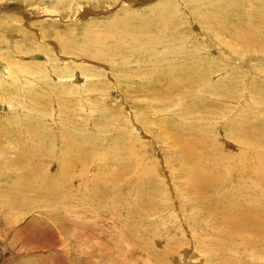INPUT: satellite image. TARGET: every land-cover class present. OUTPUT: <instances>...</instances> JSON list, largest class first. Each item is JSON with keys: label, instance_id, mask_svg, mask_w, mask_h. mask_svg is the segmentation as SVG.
Returning a JSON list of instances; mask_svg holds the SVG:
<instances>
[{"label": "rangeland", "instance_id": "1", "mask_svg": "<svg viewBox=\"0 0 264 264\" xmlns=\"http://www.w3.org/2000/svg\"><path fill=\"white\" fill-rule=\"evenodd\" d=\"M24 1L0 0V220L18 219L6 239L0 235V264H264V0H168L178 18L167 34L145 50L106 39L118 54L103 41L69 54L55 37L81 36L89 24L102 31L99 21L128 9L96 15V0H59L56 8V0ZM134 1L148 15L160 3ZM21 42L27 47L19 52ZM25 138L35 143L21 153ZM64 139L81 162L65 192L47 193L36 176L32 189L16 191L29 167L50 166L45 179L58 177L46 156L67 154ZM188 146L205 147L206 156L192 162ZM41 152L40 161L20 162ZM12 191L18 205L4 209ZM130 248L138 254L130 257Z\"/></svg>", "mask_w": 264, "mask_h": 264}, {"label": "bare ground", "instance_id": "2", "mask_svg": "<svg viewBox=\"0 0 264 264\" xmlns=\"http://www.w3.org/2000/svg\"><path fill=\"white\" fill-rule=\"evenodd\" d=\"M26 1V0H25ZM24 1V2H25ZM50 1V0H49ZM56 1H58V2H56V3H58V4H56L55 5V8L57 7V5H61L60 3L61 2H59V0H56ZM69 2L70 0H62V4H64L65 2ZM86 1V0H85ZM84 1V2H85ZM137 1V0H136ZM143 1V0H142ZM145 1V0H144ZM155 1H158V7H157V9H155V11L153 12V14L151 15V14H149L148 15V12H150V10H147L146 8V10L145 9H141L140 7H142L143 5H140V7H139V5L138 4H135V1L134 0H126V1H124V0H96L95 1V3L97 4V7L95 8V9H91V11L90 12H92L93 14H96V15H98V14H103L104 12H105V10H107L108 8L110 9V11H107V14H109L112 10H113V12L114 11H117V10H120V9H122V8H125V9H128V13H124V14H122L120 17H115V18H112L111 20H109V21H106V22H102L101 23V21H97L98 22V24L103 28V30L102 31H94V29L91 27V24H89L90 26H86L84 29H83V31H82V35L81 36H78L77 34H75V33H73V32H71V31H69L68 33H66L65 32V35H63L61 38H59V37H55L56 38V41L59 43V45H58V48H57V50H59V46H60V50L59 51H61V49H67L66 51H67V53H69L70 54V52L68 51V50H70L71 52H75L76 50H80V48L82 47V48H84L85 49V51L84 52H86L87 50H86V48L85 47H88V46H90V45H97V43H99V42H101V41H103L104 43H102V45H104V46H102V47H104V48H106L107 49V51H110V53H112V54H118V53H122V51L119 49V45H117L116 44V42L113 44H111V42H108L109 40H112L113 38H115L114 40H116V39H123V38H125V40L129 43H132V44H137L138 45V47H141V48H143L144 50L145 49H152L153 48V46H151L152 44H153V40L155 39V38H159V39H161V38H163V35H165V34H167V32H168V30L171 28V26L172 25H174V23L176 22V20H177V16H178V12H174V8H175V4L173 3V2H170V1H168V0H166V1H168V2H164V1H162V0H155ZM187 1H189V2H198V3H202L203 4V0H187ZM22 2V4H24L23 3V1H21ZM92 2V1H91ZM94 2V1H93ZM152 2V1H151ZM36 3H39V2H36ZM137 3H139V2H137ZM94 4V3H93ZM143 4H144V2H143ZM154 4V3H153ZM153 4H152V6H153ZM240 4V3H239ZM81 5V4H80ZM148 5V4H147ZM146 5V6H147ZM156 6V5H155ZM33 7V6H32ZM39 7V6H38ZM42 7V6H41ZM75 7V6H74ZM86 7V6H85ZM148 8H149V5L147 6ZM69 8V7H68ZM153 8V7H152ZM28 9V8H27ZM31 9V8H30ZM80 9V8H79ZM108 9V10H109ZM150 9V8H149ZM123 10V9H122ZM153 10H154V8H153ZM152 11V10H151ZM54 12H56V11H54ZM119 12V11H118ZM29 13V12H28ZM75 13V12H74ZM152 13V12H151ZM115 14V13H114ZM104 15H106V14H104ZM151 15V16H150ZM91 16H93V15H91ZM108 16V15H107ZM110 16V15H109ZM81 17V16H80ZM85 17H87V16H85ZM97 17V16H96ZM179 18H180V16H179ZM59 19V18H58ZM90 19V18H89ZM95 19V18H94ZM63 20V19H62ZM91 20V19H90ZM86 21V20H85ZM94 21V20H93ZM63 22V21H62ZM87 22V21H86ZM91 23V22H90ZM93 25V24H92ZM97 26V25H96ZM98 27V26H97ZM173 27V26H172ZM152 31H154L156 34H158V35H156L153 39H150V40H148L145 36H146V34L147 33H150V32H152ZM153 33V32H152ZM37 34V33H36ZM169 34V33H168ZM149 35V34H148ZM261 35V34H260ZM3 36V35H2ZM81 39H83V43H84V45L81 43ZM106 39H108V41H106ZM117 41V40H116ZM220 41V40H219ZM107 42V43H106ZM126 42V43H127ZM2 43V42H1ZM55 43V42H54ZM162 43V42H161ZM160 43V44H161ZM29 45V44H28ZM48 45V44H47ZM125 44H122V47L125 49V50H128L127 48H126V46H124ZM109 46V47H108ZM162 46V45H161ZM24 47H27V45H26V43H24V42H21V44H20V46H18V47H16V49H17V51L19 50V52H22L23 51V48ZM155 47H158V46H155ZM163 47V46H162ZM161 47V48H162ZM111 48V49H110ZM132 48V47H131ZM36 49H38V47L36 48ZM156 49V48H155ZM181 49V48H180ZM27 50V49H26ZM55 50V49H54ZM56 50V51H57ZM129 50H130V48H129ZM157 50V49H156ZM162 50V49H161ZM25 51V50H24ZM43 51V50H42ZM158 51V50H157ZM164 51H167V50H164ZM62 52H65V51H62ZM80 52V51H79ZM141 52H143L142 50H141ZM140 52V53H141ZM163 52V51H162ZM25 53H29V54H32V55H34V52L33 51H28L27 50V52H25ZM66 53V52H65ZM99 53V52H98ZM97 53V54H98ZM129 53V52H128ZM164 53V52H163ZM96 54V55H97ZM130 54V53H129ZM25 55V54H24ZM31 55V56H32ZM89 55V54H88ZM92 55L93 56H95V53H92ZM174 55V54H173ZM15 56V55H14ZM30 56V57H31ZM37 56H40V55H37ZM33 57V56H32ZM58 58V57H57ZM105 58V57H104ZM111 58V57H110ZM109 57H108V59H110ZM117 58V57H116ZM164 58V57H163ZM167 58H168V56H167ZM166 58V61L168 60ZM107 59V60H108ZM162 59V58H161ZM169 59H171V58H169ZM29 60V59H28ZM71 60V59H70ZM163 60H165V58L163 59ZM105 61H106V59H105ZM27 62V61H26ZM72 62V61H71ZM119 62V61H118ZM39 63V62H38ZM116 63H117V61H116ZM138 63V62H137ZM152 63V62H151ZM60 64V63H59ZM68 64V63H67ZM28 65V64H27ZM48 65V64H47ZM119 65H121V64H119ZM64 66H65V64H64ZM67 66V65H66ZM74 66V65H73ZM48 67V66H47ZM114 66H112V68H113ZM145 67V66H144ZM12 68H14V67H12ZM16 68H20V66H19V63L17 64V66H16ZM26 68V67H25ZM58 68V67H57ZM112 68H111V70H112ZM40 69V68H39ZM78 69V68H77ZM90 69V68H89ZM88 69V70H89ZM50 70V69H49ZM110 70V69H109ZM108 71V70H107ZM123 71V70H122ZM152 71H154V70H152ZM16 72V71H15ZM36 71H34V73H35ZM28 73V72H27ZM33 73V72H32ZM37 73V72H36ZM1 74V73H0ZM17 74H18V72H17ZM41 74V73H40ZM28 75V74H27ZM26 75V76H27ZM110 75H112L111 73H110ZM12 76V75H11ZM22 76V75H21ZM10 77V76H9ZM44 77V76H43ZM67 79V78H66ZM12 81V80H11ZM181 81V80H180ZM185 81H186V79H185ZM4 82V81H3ZM6 82V81H5ZM9 82H10V80H9ZM141 82H143V81H141ZM150 82V81H149ZM174 82V81H173ZM187 82V81H186ZM45 83V82H44ZM147 83H148V81H147ZM183 83H185V82H183ZM189 83V82H188ZM191 83V82H190ZM46 84V83H45ZM150 84H148V86H149ZM151 86H152V84H151ZM44 87V86H43ZM46 87V86H45ZM156 87V86H155ZM161 87V86H160ZM196 87V86H195ZM16 88H19V87H16ZM15 88V89H16ZM7 89V88H6ZM17 90V89H16ZM122 90V89H121ZM158 90H159V88H158ZM166 91V90H165ZM1 92H2V90H1ZM24 92V91H23ZM36 93V92H35ZM4 94V93H3ZM37 94V93H36ZM39 94V93H38ZM9 98V97H8ZM16 98V97H15ZM25 100H27L26 99V97H25ZM2 101V100H1ZM32 102V101H31ZM35 102V101H34ZM11 105V104H10ZM10 105H7L8 107L10 106ZM15 105V104H14ZM32 105V104H31ZM134 105V104H133ZM23 106V105H22ZM39 106V105H38ZM147 106V105H146ZM40 107V106H39ZM150 107V106H149ZM148 107V108H149ZM15 108V107H14ZM139 108V107H138ZM141 108V107H140ZM81 109V108H80ZM115 110V109H114ZM137 110V109H136ZM147 110V109H146ZM151 110V109H150ZM112 111V110H111ZM116 111V110H115ZM114 111V112H115ZM148 111V110H147ZM152 111V110H151ZM113 112V111H112ZM139 112V111H138ZM153 112V111H152ZM45 113V112H44ZM137 114V113H136ZM20 115V114H19ZM135 115V114H134ZM141 115H142V113H141ZM15 116H17V115H15ZM143 117H145V116H143ZM19 119V118H18ZM77 121V120H76ZM126 121V120H125ZM137 121V120H136ZM8 122V121H7ZM86 122V121H85ZM82 124H83V122H82ZM18 126V125H17ZM83 126V125H82ZM5 127V126H4ZM10 127V126H9ZM8 127V128H9ZM170 127V126H169ZM3 128V127H2ZM78 128H80V127H77V129ZM174 128V127H173ZM4 129V128H3ZM75 129V128H74ZM132 129V128H131ZM137 129V128H136ZM139 129V128H138ZM176 129V128H175ZM9 130H11L10 128H9ZM44 130V129H43ZM178 131V130H177ZM4 132V131H3ZM6 132V131H5ZM42 132V131H41ZM44 132V131H43ZM80 132V131H79ZM83 132V131H82ZM141 132V131H140ZM9 133V132H8ZM253 133V132H252ZM2 134V133H1ZM34 134V133H33ZM61 134V133H60ZM80 134H82V133H80ZM134 134V133H133ZM177 134V133H176ZM3 135V134H2ZM42 135V134H41ZM66 135V134H65ZM195 135V134H194ZM193 135V136H194ZM211 135V134H210ZM223 135V134H222ZM247 135V134H246ZM252 135V134H251ZM250 135V136H251ZM9 136V135H8ZM167 136V135H166ZM197 136V135H196ZM260 136V135H259ZM208 138H209V136H207ZM6 138V137H5ZM132 138H134V137H132ZM174 138V137H173ZM189 138V137H188ZM197 138H200V137H197ZM260 138V137H259ZM54 139V138H53ZM61 139V138H60ZM222 139V138H221ZM246 139V138H245ZM251 139V138H250ZM50 140H51V138H50ZM69 140V139H68ZM68 140H65L64 139V141H63V147H64V145L66 144V141H68ZM202 140V139H201ZM210 140V139H209ZM223 140V139H222ZM248 140V139H247ZM261 140H262V138H261ZM195 141H197V139L195 140ZM226 140H224V142H225ZM57 142V141H56ZM197 142H199V141H197ZM205 142H207V141H205ZM209 142V141H208ZM252 142H254V141H252ZM35 143V140L34 139H32V138H25L24 140L22 139V140H20V141H18V143H17V145H18V150L21 152V153H24V152H27L29 149H30V147L31 146H33V144ZM67 143H69V145H67L66 147H64L65 148V151H66V153L67 154H65L64 156H62V157H58V156H56V157H52L53 155L52 154H47V156L46 155H44V156H46V158H47V160H48V162L49 163H52V162H55L56 164H57V168H58V172H56V173H58V177L57 178H48L47 177V180L45 179L46 178V176H47V174L51 171V169H52V167H50L49 166V168H47V171L45 172V169H44V167H33V168H31L30 169V167L29 168H27V170H26V172H24L23 174H21L22 176L21 177H19L18 178V180H17V182L14 184L15 186H16V188H15V190L16 191H18L19 190V192L21 191V190H23L24 188H26V189H32V185L30 184L31 182V179H32V177L33 176H36V178L34 177V179H36L37 180V182L36 183H38V181L40 182L39 183V186L41 185L42 186V189H46L47 190V193L50 191V192H53V193H55V194H57V195H61V194H63V192H65V188L63 189V183L64 182H67V181H69V179L71 178H69L68 177V175L67 174H70V173H72L73 172V169H74V167H73V163H76L77 161H79L78 159H80V157H76L75 158V156L73 155L74 153H75V151H72L71 152V144H70V142H67ZM172 143V142H171ZM182 143V142H181ZM187 143V142H186ZM191 143V142H190ZM201 143V142H200ZM204 143V142H203ZM216 143V142H215ZM215 143H213V146H216V145H214ZM220 143V142H219ZM16 145V144H15ZM206 145V144H205ZM252 145H253V143H252ZM53 146V145H52ZM184 146H185V144H184ZM196 146V145H195ZM200 146V145H199ZM209 146V145H208ZM218 146V145H217ZM3 147H5V146H3ZM3 147H1L2 149H3ZM49 147V146H48ZM56 147H57V145H56ZM55 147V148H56ZM189 148H190V159H191V161L192 162H197V160L198 159H200V158H204L203 156L206 154V150H202L203 148H205V147H203L202 148V146H201V150H197V149H195V147L193 146V147H191V146H188ZM207 147V146H206ZM208 148H210V147H208ZM221 148H222V146H221ZM248 148V147H247ZM7 149H10V148H6V150ZM16 149V148H15ZM15 149H13V150H15ZM57 149V148H56ZM238 149V148H237ZM241 149V148H240ZM249 149V148H248ZM247 149V150H248ZM1 150V149H0ZM213 150V149H212ZM221 150V149H220ZM244 150H246V149H244ZM11 151V150H10ZM16 151V150H15ZM45 151H48V150H45ZM62 151V150H61ZM219 151V150H218ZM58 152V151H57ZM208 152H210V154L212 155V153H211V150H208ZM220 152V151H219ZM240 152H242V151H240ZM14 153V152H13ZM42 153V152H41ZM41 153H36L34 156H33V158L34 159H32V160H29V158H25V159H23V157H21L22 158V160L20 161L21 163H24L25 165L27 164V165H29V163H30V165L34 162V160H41V158L43 157V153L41 154ZM59 153H61V152H59ZM73 153V154H72ZM131 153V152H130ZM182 153V152H181ZM221 153V152H220ZM250 154V153H249ZM248 154V155H249ZM1 155V154H0ZM60 155V154H59ZM187 155V154H186ZM189 155V154H188ZM220 155V154H219ZM245 155V154H244ZM2 156V155H1ZM61 156V155H60ZM100 156V155H99ZM182 156H183V154H182ZM206 156V155H205ZM213 156H214V154H213ZM217 156H218V154H217ZM216 156V157H217ZM256 156V155H255ZM185 157V156H184ZM216 157H214V158H216ZM226 157V156H225ZM244 157V156H243ZM260 157H262V155L260 156ZM46 158H44V159H46ZM176 158V157H175ZM185 158H187V157H185ZM184 158V159H185ZM209 158V157H208ZM228 158V157H227ZM252 158H254V157H252ZM178 159V158H177ZM211 159H213V158H211ZM220 159V158H219ZM230 159V158H229ZM255 159H257V157L255 158ZM259 159V158H258ZM262 159V158H261ZM169 160V159H168ZM167 160V161H168ZM221 160H222V158H221ZM264 160V159H263ZM0 161H1V159H0ZM6 161V160H5ZM32 161V162H31ZM227 161V160H226ZM258 161V163H259V160H257ZM261 161V160H260ZM16 162V161H15ZM20 162H18V163H20ZM80 162V161H79ZM181 162H182V160H181ZM230 162H231V159H230ZM11 163V162H10ZM20 163V164H21ZM257 163V162H256ZM0 164H1V162H0ZM80 164H81V162H80ZM5 165V164H4ZM19 165V164H18ZM17 165V166H18ZM26 165V166H27ZM48 165H50V164H48ZM14 166V165H13ZM22 166V165H21ZM25 166V167H26ZM42 166V165H41ZM76 166V165H75ZM77 166H78V164H77ZM214 165H212V167H213ZM236 166V165H235ZM254 166H255V164H254ZM253 165H252V167H254ZM258 166H260V163H259V165ZM263 165H261V167H262ZM224 167V166H223ZM234 167V166H233ZM256 167H257V165H256ZM255 167V168H256ZM84 168V167H83ZM82 168V170H84ZM220 168V167H219ZM222 168V167H221ZM76 169V168H75ZM81 169V168H80ZM123 170V169H122ZM171 170V169H170ZM220 170V169H219ZM230 170V169H229ZM258 170V169H257ZM261 169H259V171H260ZM74 171H76V170H74ZM101 172H102V170H100ZM248 171V170H247ZM11 172V171H10ZM78 172V171H77ZM83 172V171H82ZM98 172V171H97ZM117 172V171H116ZM115 172V173H116ZM124 172V171H123ZM172 172V171H171ZM219 172H221V171H219ZM13 173V172H12ZM187 173V172H186ZM2 174V173H1ZM52 174V173H51ZM83 174V173H82ZM202 174H203V172H202ZM221 174V173H220ZM24 175V176H23ZM84 175V174H83ZM121 175H122V173H121ZM186 175V174H185ZM262 175V174H261ZM4 176V175H3ZM6 176V175H5ZM4 176V178H1L3 181L4 180H6V178L7 177H5ZM10 176V175H9ZM49 176V175H48ZM186 176H188V175H186ZM217 176V175H216ZM228 176V175H227ZM264 177V176H263ZM10 178V177H9ZM73 178V177H72ZM97 178V177H96ZM114 178V177H113ZM189 178V177H188ZM247 178V177H246ZM259 177H257V179H258ZM222 179V178H221ZM250 179V178H249ZM9 180V179H8ZM26 180V181H25ZM94 180V179H93ZM210 180V179H209ZM214 180V179H213ZM259 180V179H258ZM258 180H257V182L256 183H258ZM70 181H71V179H70ZM110 180H108V182H109ZM223 181H224V179H223ZM0 182H2V181H0ZM111 182V181H110ZM217 182V181H216ZM119 183V182H118ZM259 183H260V181H259ZM258 183V184H259ZM64 184H66V183H64ZM73 184H74V182H73ZM115 184H117V182L115 183ZM3 185V184H2ZM109 185V184H108ZM112 185H113V183H112ZM257 185V184H256ZM13 186V185H12ZM12 186H10V187H12ZM71 186V185H70ZM254 186V185H253ZM258 186V185H257ZM261 186V185H260ZM3 187V186H2ZM5 187V186H4ZM9 187V186H8ZM14 187V186H13ZM110 186H108V188H109ZM113 187V186H112ZM251 187V186H250ZM244 188V187H243ZM249 188V187H248ZM8 189V188H7ZM11 189V188H10ZM13 189V188H12ZM14 190V189H13ZM114 190H116V188L114 189ZM4 191V190H3ZM11 191V190H10ZM44 191V190H43ZM254 191V190H253ZM258 191H259V189H258ZM8 192H9V190H8ZM19 192H17V193H14L13 191L11 192V196L9 197V199L7 200V202H6V204H4V205H2V207L5 209V208H12V207H15L16 205H18V197H17V194L19 193ZM252 192V191H251ZM113 193V192H112ZM140 193V192H139ZM142 193V192H141ZM0 194H1V192H0ZM115 194V193H114ZM117 194V193H116ZM115 194V195H116ZM121 194V193H120ZM47 195V194H46ZM45 195V196H46ZM114 195V196H115ZM250 195V194H249ZM254 195V194H253ZM256 195V194H255ZM44 196V195H43ZM112 197V196H111ZM125 197V196H124ZM248 197V196H247ZM251 197V196H250ZM45 198V197H44ZM43 198V199H44ZM54 198H55V196H54ZM248 199V198H247ZM47 200V199H46ZM51 200V199H50ZM125 200V199H124ZM229 200V199H228ZM60 201V200H59ZM126 201V200H125ZM124 201V202H125ZM237 201V200H236ZM1 202V201H0ZM40 202V201H39ZM121 202V201H120ZM228 202V201H227ZM238 202L239 201H237V204H238ZM241 202V201H240ZM56 203V202H55ZM58 203V202H57ZM64 203V202H63ZM244 202H242L241 203V205L243 204ZM59 204H61V203H58V205ZM68 204V203H67ZM124 204V203H123ZM233 203H231L230 205H232ZM235 204V203H234ZM251 204V203H250ZM43 205H47V206H49V207H52V204L51 203H49V202H46V203H43ZM87 205V204H86ZM247 205V204H246ZM35 206V205H34ZM66 206V205H65ZM233 206V205H232ZM249 206V205H248ZM257 206V205H256ZM37 207H40V206H37ZM48 207V208H49ZM123 207V206H122ZM215 207V206H214ZM217 207V206H216ZM227 207V206H226ZM233 207H235V206H233ZM233 207H229V208H233ZM239 207V206H238ZM237 207V208H238ZM243 207H244V205H243ZM45 208V207H44ZM207 208V207H206ZM259 208H260V206H259ZM36 209V208H35ZM50 210H51V208H49ZM49 209H46V210H49ZM115 209V208H114ZM211 209V208H210ZM45 210V211H46ZM64 210H66V209H64ZM195 210V209H194ZM213 210V209H212ZM228 210H230V209H228ZM233 210V209H232ZM43 211V210H42ZM68 211V210H67ZM220 211V210H219ZM224 212V214H225V207H224V210H223ZM241 211V210H240ZM249 211V210H248ZM247 211V212H248ZM251 211V210H250ZM21 212V211H20ZM66 212V211H65ZM122 212V211H121ZM210 212V211H209ZM221 212V211H220ZM232 212H234V211H232ZM253 212V211H252ZM4 213V212H3ZM19 213V212H18ZM28 213V212H27ZM26 213V214H27ZM40 213V212H39ZM63 213V212H62ZM116 213V212H115ZM213 213V212H212ZM242 213V212H241ZM44 214H46L45 212H44ZM43 213H42V215H44ZM50 214H53V213H50ZM50 214H49V216H50ZM101 214V213H100ZM121 214V213H120ZM205 214V213H204ZM223 214V215H224ZM58 215V217H59V214H56V216ZM210 215V214H209ZM232 215H234V214H232ZM238 215H239V213H238ZM243 215V214H242ZM1 216V215H0ZM47 216V215H46ZM48 216V217H49ZM113 216V215H112ZM206 216V215H205ZM207 216H208V214H207ZM248 216V215H247ZM255 216V215H254ZM45 217V216H44ZM47 217V218H48ZM54 217V216H53ZM61 217V216H60ZM211 217V216H210ZM220 217V216H219ZM237 216H235V218H236ZM253 217V216H252ZM65 218V217H64ZM198 219H199V217H197ZM207 218V217H206ZM224 218H226V216H224ZM229 218V217H228ZM227 218V219H228ZM1 219V218H0ZM63 219V218H62ZM192 219V218H191ZM8 220V219H7ZM7 220H4V218H3V220H0V235H2L3 233H5V231H6V234L7 235H4L3 237H4V239H6L5 238V236L7 237L8 236V233H9V229H10V227L11 226H15L14 224H16L17 222H18V219L17 218H10V220L9 221H7ZM118 220V219H117ZM236 220V219H235ZM220 221H222V220H220ZM8 222H10V223H8ZM31 222V221H30ZM198 222H199V220H198ZM204 222V221H203ZM223 222H226V221H223ZM229 222H231L230 220H229ZM182 223V222H181ZM193 223V222H192ZM235 223V222H234ZM242 223V222H241ZM25 224V223H24ZM185 224V223H184ZM183 224V226L185 227V225ZM199 224V223H198ZM217 224H219V223H217ZM221 224H223V223H221ZM19 225V224H18ZM224 225V224H223ZM226 225H227V222H226ZM230 225H232V224H230ZM235 225V224H234ZM234 225H232V226H234ZM187 226V225H186ZM203 226V225H202ZM218 226V225H217ZM220 226V225H219ZM218 226V227H219ZM192 227V226H191ZM210 227V226H209ZM215 227H216V225H215ZM200 228V227H199ZM199 228H198V230H199ZM13 230H15V227H13L12 228ZM158 229V228H157ZM190 229H193V228H190ZM196 229V228H195ZM201 229V228H200ZM11 230V229H10ZM19 230V229H18ZM128 230V229H127ZM130 230V229H129ZM159 230V229H158ZM183 230V229H182ZM171 231V230H170ZM169 231V232H170ZM23 232V231H22ZM263 232H264V229H263ZM143 233V232H142ZM149 233L150 232H148V235H149ZM154 233V232H153ZM152 233V234H153ZM158 233H159V231H158ZM168 233V232H167ZM175 233H177L176 231H175ZM187 233H188V230H187ZM189 233H190V231H189ZM196 233V232H195ZM249 233H250V231H249ZM261 233V232H260ZM160 234V233H159ZM165 234V233H164ZM172 234V233H171ZM143 235V234H142ZM167 235V234H166ZM191 235V234H190ZM225 235V234H224ZM153 236H154V234H153ZM152 236V237H153ZM159 236V235H158ZM170 236V235H169ZM168 236V237H169ZM176 236V235H175ZM216 236V235H215ZM214 236V237H215ZM223 236V235H222ZM227 236V235H226ZM263 236V235H262ZM151 237V236H150ZM160 237V236H159ZM174 237V236H173ZM172 237V238H173ZM180 237V236H179ZM198 237V236H197ZM261 237V236H260ZM36 238H37V236H36ZM146 238H148L147 236H146ZM191 238V237H190ZM189 238V239H190ZM193 238V237H192ZM224 238H225V236H224ZM228 238V237H227ZM3 239V238H2ZM24 239V238H23ZM137 239V238H136ZM145 239V238H144ZM150 238H148L147 240L148 241H150V240H152V238L149 240ZM156 239V238H155ZM158 239V238H157ZM162 239V238H161ZM166 239H167V237H166ZM165 239V240H166ZM194 239V238H193ZM131 240H133V239H131ZM139 240V239H138ZM141 240V239H140ZM164 240V241H165ZM188 240V239H187ZM191 240V239H190ZM206 240V239H205ZM212 240H214V239H212ZM252 240V239H251ZM250 240V241H251ZM128 241V240H127ZM174 241V240H173ZM189 241V240H188ZM192 241V240H191ZM194 241V240H193ZM198 241V240H197ZM240 241V240H239ZM242 241V240H241ZM245 241V240H244ZM259 241V240H258ZM4 242V241H3ZM152 242H153V240H152ZM156 242H158L157 240H156ZM156 242H154V243H156ZM160 242V241H159ZM163 242V241H162ZM215 242V241H214ZM256 242V241H255ZM260 242V241H259ZM144 243H145V241H144ZM154 243H152V244H154ZM174 243V242H173ZM173 243H170L171 245L173 244ZM184 242L182 241V244H183ZM189 244H190V242H188ZM132 244H133V242H132ZM142 244V243H141ZM165 244V243H164ZM178 244V243H177ZM194 244H196V243H194ZM207 244V243H206ZM229 244V243H228ZM248 244V243H247ZM261 244V243H260ZM259 244V245H260ZM167 245H168V243H167ZM193 245V244H192ZM191 245V246H192ZM256 245V244H255ZM179 246V245H178ZM181 246V245H180ZM185 246H187V245H185ZM190 246V247H191ZM198 246V245H197ZM248 246V245H247ZM158 247H159V245H158ZM157 247V248H158ZM177 247V246H176ZM182 247V246H181ZM180 247V248H181ZM184 247V246H183ZM232 247V246H231ZM143 248V247H142ZM151 248V247H150ZM156 248V247H155ZM185 248V247H184ZM195 248V247H194ZM213 248V247H212ZM211 248V249H212ZM250 248V247H249ZM252 248H254V246L252 247ZM256 248H259V247H257L256 246ZM159 249V248H158ZM170 249V248H169ZM172 249V248H171ZM191 249H193V247L191 248ZM161 250V249H160ZM159 250V251H160ZM246 250V249H245ZM263 250V249H262ZM138 250L136 249V248H130L129 250H128V255L130 256V257H132V256H135L136 254H138V252H137ZM172 251H174L173 249H172ZM205 250H203V252H204ZM210 251V250H209ZM257 251V250H256ZM156 252V251H155ZM164 251H162V253H163ZM177 252V251H176ZM179 252V251H178ZM241 252V251H240ZM249 252V251H248ZM248 252H247V254H248ZM262 252V251H261ZM154 253V252H153ZM182 253V252H181ZM189 253V252H188ZM208 253V252H207ZM212 253V252H211ZM157 253H155V255H156ZM164 254V253H163ZM162 254V255H163ZM176 254V253H175ZM190 254V253H189ZM199 254V253H198ZM204 254V253H203ZM243 254V253H242ZM242 254H241V256H242ZM246 253H245V255H247ZM149 255H150V253H149ZM188 255V254H187ZM263 255V254H262ZM142 256V255H141ZM158 256V255H157ZM153 257H155V256H153ZM177 257V256H176ZM181 257V256H180ZM188 257V256H187ZM208 257H209V255H208ZM157 258V257H156ZM166 258V257H165ZM160 259H162V257L160 258ZM185 259H187L186 257H185ZM207 259V258H206ZM209 259V258H208ZM263 259V258H262ZM140 260V259H139ZM148 260V259H147ZM152 260V259H151ZM164 260V259H163ZM195 260V259H194ZM198 260V259H197ZM199 260H200V255H199ZM142 261V260H141ZM186 261V260H185ZM184 260H182V263L181 264H187V263H190L189 261H186L185 262ZM201 261V260H200ZM200 261H198L200 264H201V262ZM138 262V261H137ZM159 262H160V260H159ZM163 262V261H162ZM176 262H177V259H176ZM205 262V261H204ZM233 262V261H232ZM264 262V261H263ZM142 263H143V261H142ZM168 263V262H167ZM173 264H174V262H172ZM172 263H170V264H172ZM192 263V262H191ZM196 263H197V261H196ZM203 263V262H202ZM206 263V262H205ZM134 264H137V263H134ZM138 264H140V263H138ZM152 264V263H151ZM157 264V263H156ZM166 264V263H165ZM204 264V263H203ZM236 264V263H235ZM260 264V263H259Z\"/></svg>", "mask_w": 264, "mask_h": 264}]
</instances>
